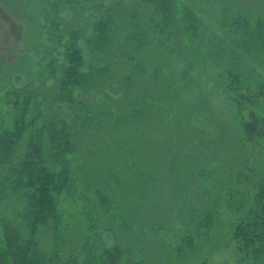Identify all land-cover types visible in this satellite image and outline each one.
Wrapping results in <instances>:
<instances>
[{
  "label": "rangeland",
  "instance_id": "374dc122",
  "mask_svg": "<svg viewBox=\"0 0 264 264\" xmlns=\"http://www.w3.org/2000/svg\"><path fill=\"white\" fill-rule=\"evenodd\" d=\"M59 1L61 24L42 30L47 0H0L3 79L75 131L74 184L39 231L43 248L57 235L78 264H237L233 229L264 173V127L253 139L242 129L249 112L264 125V0H171L164 18L140 0ZM106 8L130 44L93 49ZM74 30L80 71L94 74L72 90L87 117L58 89Z\"/></svg>",
  "mask_w": 264,
  "mask_h": 264
},
{
  "label": "trees",
  "instance_id": "16d2710c",
  "mask_svg": "<svg viewBox=\"0 0 264 264\" xmlns=\"http://www.w3.org/2000/svg\"><path fill=\"white\" fill-rule=\"evenodd\" d=\"M140 1L149 12H158L163 18L171 13V0ZM59 2L47 0L46 9L53 20L41 25L42 30L61 24ZM106 10L107 15H101L89 26L88 40L93 49L114 45L112 39L120 46L122 41L130 44L132 37L128 33L122 41L116 38L119 33L113 25V12ZM185 17L180 22L183 26ZM74 31H69L71 36L65 46L67 65L60 70L63 80L58 89L67 101L75 104V113L79 116L88 112L80 101L75 102L72 90L91 84L94 74L80 71L83 55L76 43L79 30ZM48 35L49 30L45 35L47 40ZM124 53L126 55V51ZM45 67L47 74L54 71L51 61ZM101 69V74H95L97 78L104 77L105 68L102 66ZM2 72L0 67V264H78L73 255L66 259L59 256L57 235L53 237L49 252L39 238L42 227L56 226L58 199L74 184L68 156L74 150L75 131L57 115L43 112L45 100L38 91L29 86H11L3 79ZM246 93L239 97L251 103L252 97ZM237 102L241 113L245 108H241L242 102ZM263 127L262 120L249 112L242 129L249 139H253L262 135ZM233 240L239 254L237 264H264V173L256 184L252 205L234 226Z\"/></svg>",
  "mask_w": 264,
  "mask_h": 264
}]
</instances>
